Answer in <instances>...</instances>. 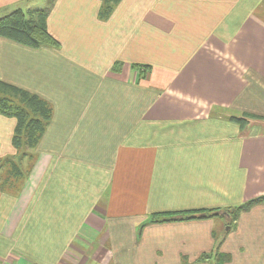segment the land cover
I'll return each instance as SVG.
<instances>
[{"label":"crops","instance_id":"1","mask_svg":"<svg viewBox=\"0 0 264 264\" xmlns=\"http://www.w3.org/2000/svg\"><path fill=\"white\" fill-rule=\"evenodd\" d=\"M101 2L55 1L59 48L0 39L1 77L53 107L23 187L0 192V264H214L194 260L214 249L218 218L139 228L264 194V118L224 117L264 116V0H121L106 20ZM15 123L0 115V157ZM220 251L264 264V204Z\"/></svg>","mask_w":264,"mask_h":264},{"label":"trees","instance_id":"2","mask_svg":"<svg viewBox=\"0 0 264 264\" xmlns=\"http://www.w3.org/2000/svg\"><path fill=\"white\" fill-rule=\"evenodd\" d=\"M56 0H47L46 5L40 8H16L0 16V39L7 38L16 43L31 47L41 48L48 46L59 48L60 41L50 32L48 16ZM121 0H102L98 10V18L108 19L116 5ZM122 61L113 65L115 71L121 70ZM133 67L141 72L142 77H147L151 71L150 64L133 63ZM0 115L16 120L11 136V144L15 152L0 157V192L18 194L33 167L37 148L46 128L53 116V107L50 102L38 93L21 87L15 83L4 80L0 75ZM225 118L237 123L244 129L252 118L264 116L245 111L243 115H229ZM27 158V161H23ZM25 163V164H24ZM264 204V194L251 198L237 206L180 209L153 212L140 226L139 234L145 225L157 222L186 221L193 219L221 218L225 221L227 230L215 237V247L211 252H204L195 258L196 263L213 262L226 264L231 259V254L220 251V246L227 235L237 228L240 215L256 205ZM184 262L187 256L182 257Z\"/></svg>","mask_w":264,"mask_h":264},{"label":"rangeland","instance_id":"3","mask_svg":"<svg viewBox=\"0 0 264 264\" xmlns=\"http://www.w3.org/2000/svg\"><path fill=\"white\" fill-rule=\"evenodd\" d=\"M30 1L35 3L36 5L35 4H29L28 5L27 2H29V0H22L21 2H16V4L14 3L13 5H11V6L7 7V8H0V16H3V14H6V13H8V12H10V11L16 9V8H23V9H27V7L40 8V7L45 6L46 2H47V0H30ZM2 116H4V115H2ZM23 161L24 162L27 161V158H25ZM218 219L219 220H216V226H214L215 227L214 228V230H215L214 232H216V234H214V236L216 235L217 237H219L221 232L226 228L224 220L221 219V218H218Z\"/></svg>","mask_w":264,"mask_h":264},{"label":"water","instance_id":"4","mask_svg":"<svg viewBox=\"0 0 264 264\" xmlns=\"http://www.w3.org/2000/svg\"><path fill=\"white\" fill-rule=\"evenodd\" d=\"M227 228H228V226L225 229H227Z\"/></svg>","mask_w":264,"mask_h":264}]
</instances>
